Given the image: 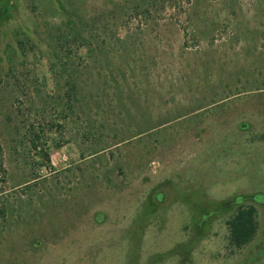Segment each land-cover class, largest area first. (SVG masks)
<instances>
[{
    "label": "rangeland",
    "instance_id": "rangeland-1",
    "mask_svg": "<svg viewBox=\"0 0 264 264\" xmlns=\"http://www.w3.org/2000/svg\"><path fill=\"white\" fill-rule=\"evenodd\" d=\"M70 20L111 64L80 51L73 96ZM0 146V264H264V0H16Z\"/></svg>",
    "mask_w": 264,
    "mask_h": 264
},
{
    "label": "trees",
    "instance_id": "trees-1",
    "mask_svg": "<svg viewBox=\"0 0 264 264\" xmlns=\"http://www.w3.org/2000/svg\"><path fill=\"white\" fill-rule=\"evenodd\" d=\"M15 10L16 0H0V24L3 21L10 20ZM66 26L65 29H58L57 34L54 36L55 50L53 55L56 59V67L62 69V74L65 75L68 85L71 86L70 91L72 93L70 92L68 96H73L76 94V83L80 79L79 74L88 69L84 65L85 60L81 62L80 51L87 50L88 59H93L99 65L107 63L106 65L111 66V64L107 62V59L102 60V57L100 58V55H98V53H101L103 57L105 56L103 46H96L94 50L95 45L83 36L85 31L83 21L79 25L70 20ZM23 35L26 34L22 33L20 36ZM96 52L98 53L96 54ZM91 53L93 54L90 55ZM1 151L0 146V154ZM1 168L2 164L0 165ZM228 225L230 227V244L237 249H242L250 245L258 234L260 229L258 210L254 206H241L228 221Z\"/></svg>",
    "mask_w": 264,
    "mask_h": 264
}]
</instances>
